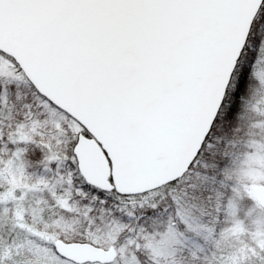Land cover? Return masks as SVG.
Here are the masks:
<instances>
[{"label": "snow or ice", "instance_id": "1", "mask_svg": "<svg viewBox=\"0 0 264 264\" xmlns=\"http://www.w3.org/2000/svg\"><path fill=\"white\" fill-rule=\"evenodd\" d=\"M0 264H264V0H0Z\"/></svg>", "mask_w": 264, "mask_h": 264}]
</instances>
